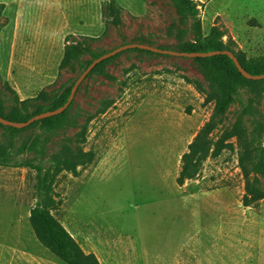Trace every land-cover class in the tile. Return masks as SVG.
Here are the masks:
<instances>
[{
	"label": "rangeland",
	"instance_id": "374dc122",
	"mask_svg": "<svg viewBox=\"0 0 264 264\" xmlns=\"http://www.w3.org/2000/svg\"><path fill=\"white\" fill-rule=\"evenodd\" d=\"M112 1L122 10L120 27L111 24L105 10ZM194 1L203 35L219 26L224 41L247 59L264 55V0ZM0 4L5 5L0 16L5 117L15 105L13 92L21 100L43 94L47 108L82 75L79 66L59 69L69 35L96 38L90 45L102 55L133 43L185 51L195 37L190 19L172 0ZM199 83L208 89L195 59L127 50L79 86L69 112L75 126L45 135L51 138L44 161L69 139L74 148L94 154L76 175L57 179L60 207L54 215L100 264H264V201L243 206L236 140L234 148L209 156L194 177L178 183L183 157L214 110ZM250 96L240 90L223 127L210 139L217 141L233 125ZM258 109L264 123V95ZM7 127H0V151L7 147L13 162L34 160L28 147L41 135L40 127L19 135ZM246 127L253 130L249 121ZM35 183L34 171L0 167V264H65L31 227Z\"/></svg>",
	"mask_w": 264,
	"mask_h": 264
},
{
	"label": "trees",
	"instance_id": "16d2710c",
	"mask_svg": "<svg viewBox=\"0 0 264 264\" xmlns=\"http://www.w3.org/2000/svg\"><path fill=\"white\" fill-rule=\"evenodd\" d=\"M172 2L180 15L190 19L195 30V37L190 47L180 52L231 51L238 58L242 67L250 74H264V55L247 59L244 53L237 52L232 47L231 42L224 41L226 33L219 26L212 27L208 35H203L197 1L172 0ZM4 9L5 5L0 4V16ZM105 10L108 12L111 24L114 27H120L122 25L121 8L112 1L108 3ZM90 41H97V39L92 37L78 38L69 35L66 38L64 55L59 69L64 70L79 66L86 70L94 60L101 57L102 54L91 47ZM87 56L91 57V60L85 59ZM109 60L98 65L93 72H99ZM195 60L208 84L207 90L200 83L197 88L200 92L207 94V103L214 102V110L209 121L200 129L189 145L188 153L183 157V169L178 178V183L183 185L186 179L194 177L201 163L209 156L217 157L223 151L234 148L233 140H236L239 150V168L245 182L243 206L247 208L257 207L264 201V123L262 114L258 109V104H260V100L264 95V80L246 79L228 56L220 55ZM101 73L114 79V77L105 74L104 71H101ZM75 83L65 90L60 99L47 108L42 103L44 101L43 94L35 98L21 100L17 93L13 92L15 105L12 106L10 115L8 117L4 116V105L1 101L0 115L10 121L23 123L37 115L53 111L68 101ZM241 89H246L251 95L248 103L243 106L233 125L225 128L221 137L214 142L210 139V136L219 127H223L227 114L237 101ZM73 103L65 113L31 125V127L39 126L41 131V135L37 140L28 147L30 152L36 154L34 160L13 162L9 159L8 148L2 147L0 167L27 168L36 173V203L30 211V224L37 240L45 248L65 264H100L94 254L84 252L72 234L54 215V212L60 207V201L55 196L57 179L64 173L76 175L79 168L91 164L94 160L93 152H86L82 148H74L72 145L73 140L69 139L48 161H44L46 146L51 138V136L45 137V135L65 127L75 126L73 119L69 117ZM246 121H249L253 126L252 131H249L246 127ZM0 127H3V125L0 124ZM7 128L13 135H19L27 129ZM84 135L85 132L82 133L83 140Z\"/></svg>",
	"mask_w": 264,
	"mask_h": 264
},
{
	"label": "water",
	"instance_id": "95a60500",
	"mask_svg": "<svg viewBox=\"0 0 264 264\" xmlns=\"http://www.w3.org/2000/svg\"><path fill=\"white\" fill-rule=\"evenodd\" d=\"M134 49L149 51V52H152L155 54H160V55H170V56H177V57H184V58H191V59L208 58V57L220 56V55L228 56L229 58H231L233 60L236 67L238 68L239 72L246 79L254 80V81L264 80V74L252 75L248 71H246L242 67V65L240 64L238 58L231 51L225 50V51H214V52H208V53H199V52L188 53V52H180V51L162 49L159 47H154V46L141 44V43L126 44V45H123L117 49H114L113 51L107 52L106 54L102 55L98 59L94 60L88 66V68L82 73V75L77 79V81H76V83L72 89V93H71L68 101L63 106H61V107H59L53 111H48V112L42 113L40 115H37V116L33 117L32 119H30L29 121L23 122V123L10 121V120L6 119L5 117H3L2 115H0V124L3 126L13 127L16 129H25V128L31 126L32 124H34L38 121H41V120L51 118V117L65 113L67 111V109L71 106V104L73 103L79 86L88 77V75H90L95 70V68L98 65H100L101 63H103L106 60H109V59L119 55L122 52H125L127 50H134Z\"/></svg>",
	"mask_w": 264,
	"mask_h": 264
}]
</instances>
